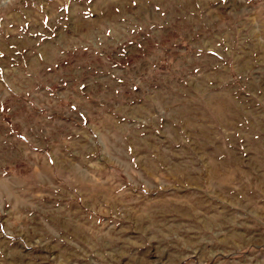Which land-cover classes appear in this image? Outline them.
Listing matches in <instances>:
<instances>
[{"label":"rangeland","instance_id":"374dc122","mask_svg":"<svg viewBox=\"0 0 264 264\" xmlns=\"http://www.w3.org/2000/svg\"><path fill=\"white\" fill-rule=\"evenodd\" d=\"M0 264H264V0H0Z\"/></svg>","mask_w":264,"mask_h":264}]
</instances>
